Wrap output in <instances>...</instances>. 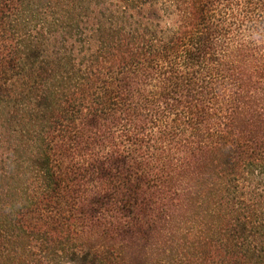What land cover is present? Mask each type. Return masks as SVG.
<instances>
[{
  "label": "trees",
  "instance_id": "1",
  "mask_svg": "<svg viewBox=\"0 0 264 264\" xmlns=\"http://www.w3.org/2000/svg\"><path fill=\"white\" fill-rule=\"evenodd\" d=\"M238 7L264 0H0V264H264Z\"/></svg>",
  "mask_w": 264,
  "mask_h": 264
},
{
  "label": "clouds",
  "instance_id": "2",
  "mask_svg": "<svg viewBox=\"0 0 264 264\" xmlns=\"http://www.w3.org/2000/svg\"><path fill=\"white\" fill-rule=\"evenodd\" d=\"M235 17L245 20L246 34L250 39L259 41L264 36V10L246 11L244 8H234ZM11 207L9 211H11Z\"/></svg>",
  "mask_w": 264,
  "mask_h": 264
},
{
  "label": "rangeland",
  "instance_id": "3",
  "mask_svg": "<svg viewBox=\"0 0 264 264\" xmlns=\"http://www.w3.org/2000/svg\"><path fill=\"white\" fill-rule=\"evenodd\" d=\"M98 244V241L94 242V245H97ZM139 250V249H136V251ZM139 252V251H138ZM139 255V258L138 260H141V257H140V254ZM141 256H143V258H146V253H142ZM64 262H66L65 264H74V262H72L71 260H65Z\"/></svg>",
  "mask_w": 264,
  "mask_h": 264
}]
</instances>
